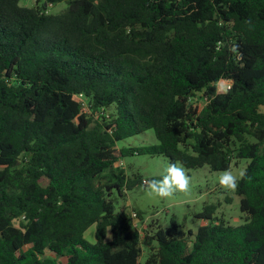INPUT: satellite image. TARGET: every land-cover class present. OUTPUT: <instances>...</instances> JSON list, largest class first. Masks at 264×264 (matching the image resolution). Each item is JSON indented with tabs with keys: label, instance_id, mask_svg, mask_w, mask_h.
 <instances>
[{
	"label": "trees",
	"instance_id": "trees-1",
	"mask_svg": "<svg viewBox=\"0 0 264 264\" xmlns=\"http://www.w3.org/2000/svg\"><path fill=\"white\" fill-rule=\"evenodd\" d=\"M20 1L0 0V264H139L143 247L145 264H264V0ZM146 155L248 160L243 224L206 205L195 233L142 236L114 196L146 187L116 166Z\"/></svg>",
	"mask_w": 264,
	"mask_h": 264
},
{
	"label": "rangeland",
	"instance_id": "rangeland-1",
	"mask_svg": "<svg viewBox=\"0 0 264 264\" xmlns=\"http://www.w3.org/2000/svg\"><path fill=\"white\" fill-rule=\"evenodd\" d=\"M45 4L44 0H22L19 5L23 7H34ZM45 10L50 14H59L67 8V3L62 2L53 6L45 5ZM229 84L226 81H220L217 85L218 93L226 92ZM223 89V91H220ZM195 106L201 109L205 105V99L202 94L193 98ZM88 112L87 109H84ZM264 113V107H261ZM147 136V139H145ZM156 139L150 131L118 143V148L136 147L142 145L155 144ZM248 160H240L237 165L232 163L230 170L233 175L240 179V173L244 172ZM170 161L163 156H128L125 157L116 166H121L126 175L131 177L134 174L142 176L145 180L160 179L165 173V169ZM178 164V163H177ZM180 165V164H178ZM191 177L190 189L187 193H176L172 197L161 198L151 194L147 187L137 186L136 188L126 191L124 197H117L115 193L116 210L122 209L132 218L133 224L140 230L142 236L149 229V225L154 223V230L157 227L170 229L178 237L186 236L189 231L195 233L197 229L205 224L200 217L206 205L217 206L215 216L223 218L224 221L232 226L243 224L242 214L240 212V198L235 191L226 190L220 187L218 181L224 171H211L208 167L200 169H186ZM140 215V218H138ZM172 220L176 228L172 225ZM95 227L92 226L85 233V238L94 243ZM110 239V235H108ZM148 248L143 247L142 254L139 258V264H145L148 256Z\"/></svg>",
	"mask_w": 264,
	"mask_h": 264
},
{
	"label": "clouds",
	"instance_id": "clouds-1",
	"mask_svg": "<svg viewBox=\"0 0 264 264\" xmlns=\"http://www.w3.org/2000/svg\"><path fill=\"white\" fill-rule=\"evenodd\" d=\"M232 51H236L235 48ZM223 91V89H220ZM240 178L245 176L241 172ZM191 177L182 165L170 163L160 179H152L146 182L147 190L161 198L172 197L176 193H187L190 189ZM221 188L235 191L238 187V178L233 175L230 169L225 170L218 181Z\"/></svg>",
	"mask_w": 264,
	"mask_h": 264
},
{
	"label": "built area",
	"instance_id": "built-area-1",
	"mask_svg": "<svg viewBox=\"0 0 264 264\" xmlns=\"http://www.w3.org/2000/svg\"><path fill=\"white\" fill-rule=\"evenodd\" d=\"M81 98H82V95H79V96H78V99H81Z\"/></svg>",
	"mask_w": 264,
	"mask_h": 264
}]
</instances>
